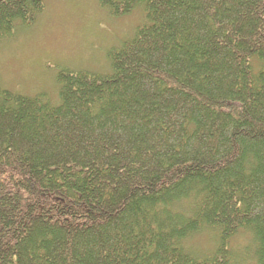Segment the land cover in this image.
Segmentation results:
<instances>
[{"label": "trees", "instance_id": "trees-1", "mask_svg": "<svg viewBox=\"0 0 264 264\" xmlns=\"http://www.w3.org/2000/svg\"><path fill=\"white\" fill-rule=\"evenodd\" d=\"M97 2L143 13L108 73L0 84V264H264V0ZM43 10L0 0V41Z\"/></svg>", "mask_w": 264, "mask_h": 264}, {"label": "rangeland", "instance_id": "rangeland-1", "mask_svg": "<svg viewBox=\"0 0 264 264\" xmlns=\"http://www.w3.org/2000/svg\"><path fill=\"white\" fill-rule=\"evenodd\" d=\"M142 20L139 8L115 18L97 0H44V10L31 26L0 41V84L17 93L54 97L62 67L108 73V50L132 36ZM186 244L199 254L212 242L203 233ZM250 244L247 233H238L229 247L234 253L242 247L247 251Z\"/></svg>", "mask_w": 264, "mask_h": 264}, {"label": "bare ground", "instance_id": "bare-ground-1", "mask_svg": "<svg viewBox=\"0 0 264 264\" xmlns=\"http://www.w3.org/2000/svg\"><path fill=\"white\" fill-rule=\"evenodd\" d=\"M20 93V92H19Z\"/></svg>", "mask_w": 264, "mask_h": 264}]
</instances>
